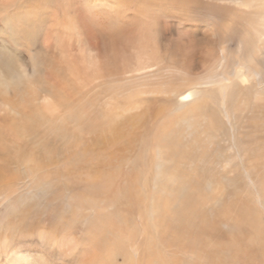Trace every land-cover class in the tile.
<instances>
[{"label": "bare ground", "instance_id": "6f19581e", "mask_svg": "<svg viewBox=\"0 0 264 264\" xmlns=\"http://www.w3.org/2000/svg\"><path fill=\"white\" fill-rule=\"evenodd\" d=\"M30 14L46 67L0 39V163L28 177L0 264H36L21 236L73 264H264V0H0V34Z\"/></svg>", "mask_w": 264, "mask_h": 264}, {"label": "rangeland", "instance_id": "374dc122", "mask_svg": "<svg viewBox=\"0 0 264 264\" xmlns=\"http://www.w3.org/2000/svg\"><path fill=\"white\" fill-rule=\"evenodd\" d=\"M46 9L48 10L47 7H46ZM27 19L31 23L30 26L26 25L23 22H21L20 24H19V22H16L15 25L13 26V30L11 29V33L13 32L12 34L15 35V38H12V35H10V33L8 32L9 36L7 34H0V39H2V40L5 39L4 41L9 45V47L16 50L20 57H23V59H22L23 61L30 62V60H32V59L35 61H38L40 63L39 67L42 69L43 67H46V63L50 62L49 61L50 56L46 52L47 51L46 47L43 45L44 37L46 36V31L48 29V25H47L48 23L41 22V21L37 20L33 14H30V17ZM182 22L183 23L186 22L185 24H188L187 20H183ZM2 26H3V23L0 22V27H2ZM30 28L36 30L35 35H37L38 37L37 36H35V37H36L37 41L31 42L30 37H25V33H24L25 30H30ZM32 35H33V33H32ZM30 44H32V45H30ZM33 45H35V46H33ZM36 47H37V50H36ZM39 49H41V50H39ZM42 64H44V65H42ZM46 69H48V68H44L43 70H45V71L42 70V73L40 74L41 77H43V75L44 76L46 75V73H47ZM58 160H60V159H58ZM61 162L58 165H60ZM54 163H56V162H54ZM0 166L3 167V169L5 167L6 170H4V171L6 174L5 175L6 178H10V180H16V184H18L15 187L5 186V184L3 185L4 187L3 186L0 187V198H1V196H7L8 197V198L0 201V226H1L2 224H4V222L5 223L6 222L14 223L15 219L13 218V215L11 214V212H9L6 209V205L7 204H20L19 198L23 197L27 188H25V187L20 188V182L19 181H22V180H24V178H26V173L23 172L20 165H18V167L16 169H11V168L7 167L3 162H1ZM69 166L70 165H68V167ZM27 179H28V177L26 178V180ZM13 183L15 184V182H13ZM14 184H13V186H14ZM1 188H3V189H1ZM4 188H6V189H4ZM39 217H40V222H41L40 224L43 226V228H45L46 230H48L50 228L52 230H54L52 228L53 221H50V220H53V218H54L53 214L51 212H45L42 214V216H39ZM36 219H37L36 216H31V218H29V221L35 222ZM10 228H12V226H10L9 229H7L6 235H10V236L12 235L13 229H10ZM68 232L70 234H74L76 237L79 236V234H80L79 227L70 228ZM16 243L17 244L20 243L21 246L23 245V247H24L23 249H25V250L27 249V251H30L31 255L33 256V259L35 260L34 262L36 264L38 262H39V264H44V263L45 264L46 263L47 264H73V261H71L70 258H67L68 260L62 259L59 256V253L57 251L54 253H50V252H48L47 249H45V248L43 249V247H41V245L39 243L31 244L29 241H27L26 237L21 236V239H19ZM260 263H261V261L259 260V264Z\"/></svg>", "mask_w": 264, "mask_h": 264}]
</instances>
